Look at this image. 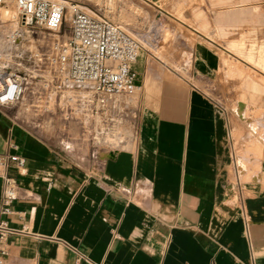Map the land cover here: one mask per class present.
<instances>
[{
    "label": "crops",
    "instance_id": "crops-1",
    "mask_svg": "<svg viewBox=\"0 0 264 264\" xmlns=\"http://www.w3.org/2000/svg\"><path fill=\"white\" fill-rule=\"evenodd\" d=\"M142 1L167 44L132 64L138 106L111 150L95 158L76 128L62 144L0 109V154L26 159L15 214H0L15 231L1 245L6 264H264V140L247 180L244 139L208 93L243 74L237 63L264 77V0H198L200 17L185 19L165 0ZM2 190L0 179V207Z\"/></svg>",
    "mask_w": 264,
    "mask_h": 264
},
{
    "label": "built area",
    "instance_id": "built-area-1",
    "mask_svg": "<svg viewBox=\"0 0 264 264\" xmlns=\"http://www.w3.org/2000/svg\"><path fill=\"white\" fill-rule=\"evenodd\" d=\"M9 7L16 8L17 26L0 50V109L18 110L29 127L50 130L62 144L76 128L95 158L111 150L129 107L123 98L138 92L132 64L141 42L121 25L61 0H0V10ZM24 174L25 158L0 154L4 217L15 214L16 175ZM14 232L0 220V264L7 256L1 245Z\"/></svg>",
    "mask_w": 264,
    "mask_h": 264
},
{
    "label": "rangeland",
    "instance_id": "rangeland-1",
    "mask_svg": "<svg viewBox=\"0 0 264 264\" xmlns=\"http://www.w3.org/2000/svg\"><path fill=\"white\" fill-rule=\"evenodd\" d=\"M70 5H77L81 10L100 18H105L113 23L121 25L128 34L137 38L143 49L150 48L151 52H155L160 56V50L166 48L167 35L164 40L159 43L160 35L157 28L161 26L160 17L157 16L154 8L142 0H61ZM169 4L171 7H166ZM164 8L176 16L185 19L186 12L192 13L196 18L200 17L201 10L198 0H186L178 5L175 0H165ZM196 10H199L196 12ZM199 14V15H197ZM199 16V17H198ZM167 24H163L166 26ZM16 25L10 26V30ZM151 41L153 44L146 46ZM246 41V39H245ZM249 45L250 51L256 48V42H244V47ZM146 47V48H145ZM144 54L141 50L137 59ZM240 55V54H239ZM225 58L228 56L224 55ZM241 56V55H240ZM252 64L256 61L252 58H246ZM235 66V63H231ZM238 68H243V74H226L215 89L208 93L213 96L216 101L224 106L230 120L231 136L237 144L244 139V165H246L248 173L247 180H255L252 176H256L259 168L256 167L259 160L262 159L260 150L262 146L260 142L264 140V77L250 67L236 64ZM173 68V66H172ZM174 69H178L174 67ZM228 68H224V70ZM264 71V68L261 69ZM224 72V71H222ZM260 85V89L256 86ZM140 91L131 97L123 98L126 106L136 108L138 106ZM242 104H241V103ZM244 102L247 104L244 109ZM241 105H238V104ZM243 117L236 112L243 111ZM239 149V148H238ZM249 166V167H248Z\"/></svg>",
    "mask_w": 264,
    "mask_h": 264
},
{
    "label": "bare ground",
    "instance_id": "bare-ground-1",
    "mask_svg": "<svg viewBox=\"0 0 264 264\" xmlns=\"http://www.w3.org/2000/svg\"><path fill=\"white\" fill-rule=\"evenodd\" d=\"M16 8L15 7H9L6 9L0 10V20L7 22L9 21L10 24L2 25L0 26V50L4 48L6 43V36L7 34L12 31L10 30V26L16 25ZM15 26V27H16Z\"/></svg>",
    "mask_w": 264,
    "mask_h": 264
}]
</instances>
